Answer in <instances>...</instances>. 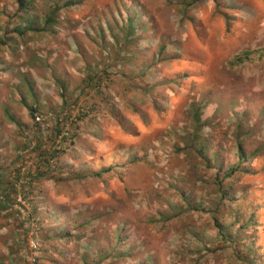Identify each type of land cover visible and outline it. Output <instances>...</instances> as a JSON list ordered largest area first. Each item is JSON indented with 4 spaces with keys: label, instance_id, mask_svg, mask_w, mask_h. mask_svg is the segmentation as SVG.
Returning <instances> with one entry per match:
<instances>
[{
    "label": "rangeland",
    "instance_id": "obj_1",
    "mask_svg": "<svg viewBox=\"0 0 264 264\" xmlns=\"http://www.w3.org/2000/svg\"><path fill=\"white\" fill-rule=\"evenodd\" d=\"M22 14L0 0V264H264V0Z\"/></svg>",
    "mask_w": 264,
    "mask_h": 264
},
{
    "label": "trees",
    "instance_id": "obj_2",
    "mask_svg": "<svg viewBox=\"0 0 264 264\" xmlns=\"http://www.w3.org/2000/svg\"><path fill=\"white\" fill-rule=\"evenodd\" d=\"M15 3L17 4V7H18V11H22L23 14L22 16H24L26 13H27V0H14ZM72 5V3L68 2L66 3V6H70ZM22 19V17H20V20ZM53 18H52V14L49 15V16H46L44 21L41 23V27L38 29V28H33V23L30 22V20H26L20 27H18L19 29H16L14 30V32L18 35H21L23 33H26V32H41V31H46L47 30V27L50 26L52 23H53ZM1 45H4V43L2 41H0V46ZM9 121L16 124V122L11 118V117H8ZM59 134V131H56L55 132V135ZM239 150V158H241L242 160L245 159V156L244 154ZM111 167H107L106 169L102 170L101 172H96V173H92L90 176H99L100 173L102 172H106L107 170H110ZM80 177L84 178L85 176L84 175H80ZM0 193L2 194L0 196V207L2 208H6L4 206H7V204H9L10 202H8L7 200V195H6V190L5 188L4 189H0ZM222 195H224V193H222ZM6 204V205H5ZM218 226V225H217ZM219 228V227H218Z\"/></svg>",
    "mask_w": 264,
    "mask_h": 264
}]
</instances>
